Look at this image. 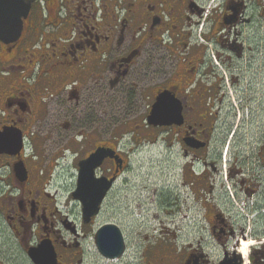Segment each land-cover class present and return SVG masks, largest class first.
Masks as SVG:
<instances>
[{"label": "flooded vegetation", "instance_id": "af4514ba", "mask_svg": "<svg viewBox=\"0 0 264 264\" xmlns=\"http://www.w3.org/2000/svg\"><path fill=\"white\" fill-rule=\"evenodd\" d=\"M164 93L170 124H157ZM98 110L125 113L114 127L125 131L112 135ZM0 145V264H34L28 248L42 241L56 264H84L83 225L96 218L80 226L59 212L52 145L75 169L82 210V161L110 152L94 172L111 183L101 209L140 207L131 156L165 145L169 198L157 204L201 233L180 246L169 227L168 263L264 264V0L34 3L18 35L0 38Z\"/></svg>", "mask_w": 264, "mask_h": 264}, {"label": "rangeland", "instance_id": "374dc122", "mask_svg": "<svg viewBox=\"0 0 264 264\" xmlns=\"http://www.w3.org/2000/svg\"><path fill=\"white\" fill-rule=\"evenodd\" d=\"M96 117L98 118L97 122L106 121L115 124L110 129V132H113L112 135L125 131L124 124L114 129L120 123L119 121L125 118V113L123 112L98 110ZM49 148L50 151L47 150L45 161L47 163L50 162V167L54 166L52 190L57 192L59 212L61 214H69L81 226V224H85L82 219V209L76 205V202L71 197L75 185V169L71 166L70 160L55 162L57 157L55 156L52 159L54 155L52 152L57 147L52 145ZM141 150L131 156L133 169L131 175L135 177V181H139V184L144 185V190L141 192V199H143L144 204L140 207H136V205L129 206L125 203L114 207L105 205L92 224L83 225L86 231L84 264H146L152 261L154 264H169L170 258L167 254L171 255L176 251L177 246L175 243L182 246L192 239L193 236L198 237L201 235L199 232H191L190 226H187L183 221L176 224L179 228L177 231L178 238L174 241L172 230H175L176 226H173L171 222L172 212H169L171 207L169 205L164 207V204L160 207L157 204L160 201L165 202V198H169L171 162L168 156V149L165 145H158L144 147ZM120 186L121 181L117 187L118 189H123ZM118 196L121 202H126V194ZM107 223L117 224L122 229L126 239L127 251L122 258L116 261L102 257L96 246V232L102 225ZM169 227H172V230ZM160 228L164 229L165 235L172 238V240L169 237H159ZM147 237L150 241L155 240L149 246H147L149 244ZM148 247L150 254L147 257V255H144V250L146 251ZM23 264L28 263L23 260Z\"/></svg>", "mask_w": 264, "mask_h": 264}, {"label": "water", "instance_id": "95a60500", "mask_svg": "<svg viewBox=\"0 0 264 264\" xmlns=\"http://www.w3.org/2000/svg\"><path fill=\"white\" fill-rule=\"evenodd\" d=\"M38 0H0V38L18 35L22 30L23 18L30 12L33 3ZM167 94L158 98L150 120L158 118L157 124H170L167 111ZM9 145H0V152ZM110 155L108 150L99 148L89 158L80 163L78 189L74 196L84 202L83 221L90 223L101 212V202L110 184L105 179L95 178V169ZM97 180V182L95 181ZM103 181V182H102ZM99 253L108 260H118L126 253V240L122 229L115 223L102 225L95 236ZM28 254L34 264H56L57 254L52 243L42 241L38 246L29 247Z\"/></svg>", "mask_w": 264, "mask_h": 264}, {"label": "bare ground", "instance_id": "6f19581e", "mask_svg": "<svg viewBox=\"0 0 264 264\" xmlns=\"http://www.w3.org/2000/svg\"><path fill=\"white\" fill-rule=\"evenodd\" d=\"M251 243L249 242H246V243H243L242 246L244 248L245 245H247V250L246 251H242L244 253V255H246L248 253V250H249V246H250ZM116 261V260H115Z\"/></svg>", "mask_w": 264, "mask_h": 264}, {"label": "clouds", "instance_id": "9594fccd", "mask_svg": "<svg viewBox=\"0 0 264 264\" xmlns=\"http://www.w3.org/2000/svg\"><path fill=\"white\" fill-rule=\"evenodd\" d=\"M242 251H246L247 250V245L244 246V248L241 249Z\"/></svg>", "mask_w": 264, "mask_h": 264}]
</instances>
